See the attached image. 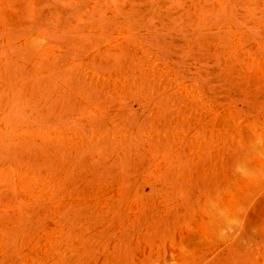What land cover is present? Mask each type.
I'll return each instance as SVG.
<instances>
[{
    "label": "rangeland",
    "instance_id": "obj_1",
    "mask_svg": "<svg viewBox=\"0 0 264 264\" xmlns=\"http://www.w3.org/2000/svg\"><path fill=\"white\" fill-rule=\"evenodd\" d=\"M0 264H264V0H0Z\"/></svg>",
    "mask_w": 264,
    "mask_h": 264
}]
</instances>
